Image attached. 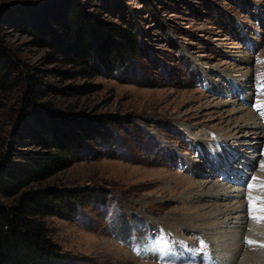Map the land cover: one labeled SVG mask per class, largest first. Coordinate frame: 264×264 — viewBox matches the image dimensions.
Segmentation results:
<instances>
[{
    "label": "rangeland",
    "instance_id": "rangeland-1",
    "mask_svg": "<svg viewBox=\"0 0 264 264\" xmlns=\"http://www.w3.org/2000/svg\"><path fill=\"white\" fill-rule=\"evenodd\" d=\"M70 5L93 24L134 30V59L110 64L95 52L83 77L15 24L53 27ZM0 56L9 71L0 90V169L38 150L23 128L34 127L44 108L105 118L101 137L86 134L77 160L40 184L86 195L72 218L45 220L63 264H209L215 252L219 260L210 226L186 234L173 223L234 204L238 193L248 204L251 177L264 182V139L244 146L256 138L234 129L264 75V0H0ZM215 186L229 191L228 200L196 202L222 190ZM250 194L264 198L261 189ZM190 204L205 206L184 212ZM247 247L248 263L264 264V248Z\"/></svg>",
    "mask_w": 264,
    "mask_h": 264
},
{
    "label": "trees",
    "instance_id": "trees-1",
    "mask_svg": "<svg viewBox=\"0 0 264 264\" xmlns=\"http://www.w3.org/2000/svg\"><path fill=\"white\" fill-rule=\"evenodd\" d=\"M56 20L53 27L22 18L15 24L32 35L37 45L54 52L55 61L82 69L83 77L91 74L95 52L110 64L135 57L138 38L134 30L93 24L75 5ZM5 63L0 58V90L8 80ZM42 111L36 120L31 119L34 127L23 128L38 150L23 153L19 163L0 169V264H63L66 258L45 220L72 218L86 197L81 190L40 184L77 160L79 144L87 135L101 137L105 118L84 121L51 108Z\"/></svg>",
    "mask_w": 264,
    "mask_h": 264
},
{
    "label": "bare ground",
    "instance_id": "bare-ground-1",
    "mask_svg": "<svg viewBox=\"0 0 264 264\" xmlns=\"http://www.w3.org/2000/svg\"><path fill=\"white\" fill-rule=\"evenodd\" d=\"M248 77L249 76L247 75V82L250 81V79H248ZM238 85H239V83L236 84V86H238ZM254 91L255 90H253V92ZM236 92H237V89H236ZM238 121L236 124L237 126L234 127V129L239 130V132L241 130H243L244 136H254L253 138H256V139H254L255 140L254 142H251L249 144H248V142L247 143L243 142V145L244 146L248 145V146H252V147H254L255 145H261V143L263 141L261 142L260 140L264 139V117H259L257 114L253 113L249 109V110H246V113L243 115V118L242 119L240 118ZM184 132L190 134V128H185ZM239 136H242V135H239ZM219 142H220V140H219ZM220 143H221L220 146L225 145L222 142H220ZM255 149H257V148H255ZM222 150H224V149H222ZM234 152H235V150L232 149L231 153L229 155L223 154L225 157V160H226V164L233 161V159L231 157H233ZM227 156H229L228 159H227ZM215 187L217 189L222 188V190L221 191L218 190V192H215L213 190H212V192L207 191V193H205L204 195L197 196L196 202H203V200H206V199L207 200L212 199L213 201L228 200L225 198H228L227 193H229V191L227 189L223 188V186H215ZM202 190L198 191V192H202ZM222 191H224V193L220 195V193ZM225 195H226V197H224ZM236 195L237 196L233 197V200H234V198H236L237 201L234 202V204L232 202L231 203L229 202L228 204L225 205V207L223 209L213 211L212 213L211 212L210 213L209 212L202 213L201 216H198V217L196 216L197 218L192 217V216L188 217L187 215H185L184 218L181 217V218H176L174 220V223H173L174 228L181 229L186 234L188 231H190V229L198 232L200 226H207V227L210 226L211 227V230L214 233L212 234L213 236L212 235L210 236V238L216 244V248H221V250H220L221 253H220V251H218L219 255L221 257L219 258V260H217V258L219 256L218 255L215 256V253H216L215 252L214 257H211V258L215 259L217 262L216 263L209 262V264H232V263L233 264H235V263H237V264H249L248 263L249 260L247 261V257L248 256H250V257L254 256V250L251 247L250 248L247 247V244L245 243V237L251 238V239L256 240L258 242L260 241L261 243L264 242V226L262 225V223L257 224L255 221H252V219H250V221H249V216H248V213L246 211V208H247L246 206L248 204H246L244 202L245 200L241 199V198H244L243 194L241 195L240 193H238ZM188 199L192 200V202H193L192 198H188ZM192 202H189V203H192ZM230 204L232 205L231 207L229 206ZM204 206L205 205L195 206L193 204H190V206H187L184 208V212L193 211V213L195 212V214H199L200 209H204ZM236 214H238V215H236ZM185 217H187V218H185ZM247 223H249V224L247 225ZM230 226H234L232 228H235V229L233 230ZM223 227H228L229 229H231V231L230 230L229 231L223 230L222 229ZM241 229H243V231H241ZM208 230H210V229H208ZM221 230H223V232ZM170 238H173V237L171 236ZM161 239L162 238H160L158 236L155 239V241L161 240ZM173 239H175V238H173ZM190 253H192V252H190ZM190 259H193V258H190ZM206 259L210 260V257L207 255Z\"/></svg>",
    "mask_w": 264,
    "mask_h": 264
},
{
    "label": "snow or ice",
    "instance_id": "snow-or-ice-1",
    "mask_svg": "<svg viewBox=\"0 0 264 264\" xmlns=\"http://www.w3.org/2000/svg\"><path fill=\"white\" fill-rule=\"evenodd\" d=\"M258 107H261L258 105ZM260 167L264 169V163H261ZM257 177H251L252 183H247L246 188L249 192L247 196L248 205L246 211L250 219L257 223H264V198L261 197H253L250 193L254 190L261 189L264 190V182L259 184L255 183L257 181ZM245 243L249 246H257L260 248H264V243L257 242L251 238L245 237Z\"/></svg>",
    "mask_w": 264,
    "mask_h": 264
}]
</instances>
